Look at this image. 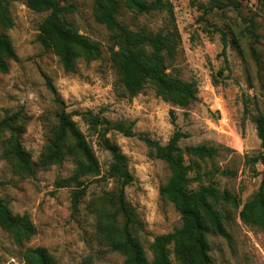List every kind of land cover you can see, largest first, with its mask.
<instances>
[{
  "label": "rangeland",
  "instance_id": "rangeland-1",
  "mask_svg": "<svg viewBox=\"0 0 264 264\" xmlns=\"http://www.w3.org/2000/svg\"><path fill=\"white\" fill-rule=\"evenodd\" d=\"M5 1L13 24L0 32L10 38L17 58L0 72V119L16 117L13 129L0 130V198L13 214L27 216L34 234L19 245L0 226V264H27L28 250L37 246L45 247L57 264H123V256L107 244L108 225L121 228L125 221L115 204L121 183L110 170V152L99 143L101 129L77 114L86 110L111 122L131 124L132 136L113 129L107 136L127 157L126 169L133 180L124 186V195L135 219L132 233L148 261L154 237L173 231L182 221L159 193L169 178L168 166L142 138L164 144L178 128L185 133L181 147L205 144L218 149L213 158L185 154V162H194L190 175L201 174V183L213 182L241 201L237 209L226 202L215 205L225 216L229 238L207 233L213 264H264V230L239 217L242 204L258 190L262 178L263 166L252 157L264 154L255 123V117L264 113V2L237 0L234 7L227 0H164L171 3L173 17L166 9L137 13L124 5L119 8L116 19L131 30H178L180 45L167 70L184 80L194 79L198 90L197 101L181 108L165 101L149 84L133 97L121 95L120 76L109 59L110 31L94 17L95 0H60L74 6L65 17L102 50L99 59H77L73 72L65 71L54 51L37 40L47 12L33 11L25 0ZM223 38L225 55L220 53ZM46 79L64 100L98 162L96 173L82 177L85 191L75 210L73 187L55 184L76 168L71 157L47 168L34 166L29 174L10 151L17 137L35 164L55 133L57 107ZM214 170L226 173L205 175Z\"/></svg>",
  "mask_w": 264,
  "mask_h": 264
},
{
  "label": "trees",
  "instance_id": "trees-1",
  "mask_svg": "<svg viewBox=\"0 0 264 264\" xmlns=\"http://www.w3.org/2000/svg\"><path fill=\"white\" fill-rule=\"evenodd\" d=\"M258 1L264 2V0ZM25 3L35 12H47L38 26L37 40L54 51L65 71L73 72L76 60L79 58L85 62L101 58L100 45L80 33L65 17L74 9L72 4H61L60 0H25ZM226 4L238 7L239 2L227 0ZM122 5L137 13L166 9L173 17L171 3L164 0H95L94 17L110 31L112 45L109 59L119 73L123 86L121 95L133 97L149 84L165 101L181 108L197 101L196 81L184 80L167 70L168 60L174 58L180 45L178 30L175 27L156 32L148 31L145 27L131 30L116 19ZM12 24L8 3L0 0V29L11 27ZM226 45V40L223 38L220 52L222 55H225ZM16 58L10 38L4 32H0V72L7 71L9 60ZM46 86L52 93L53 102L57 107L58 127L44 153L33 164L17 137L12 139L10 151L19 167L29 174L34 173V166L47 168L52 163H61L71 157L76 163V168L68 177L57 179L55 184L57 187H73L72 208L75 210L85 191L82 177L96 173L98 162L84 134L72 118V113L66 110L64 100L49 79H46ZM77 114L92 128L101 129L99 143L110 152L112 156L110 170L120 179L121 188L115 204L125 221L121 228L114 227L113 223L108 225L110 234L107 236V244L110 249L118 251L123 256V264H175V262L213 264L207 233L211 230L217 235L229 238L224 224L225 216L215 205L226 202L237 209L241 201L229 191H220L213 182L206 185L201 183V174L196 173L191 176L194 162H185L184 156L187 154L198 159L213 158L218 155V149L205 144L181 147L179 141L185 133L178 128L174 129L164 144L149 137L142 138L154 150L155 156L164 160L168 166L169 178L160 188L159 193L173 204L182 221L180 227L154 237L150 244L152 259L148 261L141 241L132 233L135 219L124 195V186L133 180V176L126 169L127 157L120 151L117 143L107 136V132L112 129L125 136H132L131 124L125 126L120 122H111L106 117L89 110ZM15 117L10 115L0 119V130L13 129L12 121ZM255 123L261 147L264 148V113L255 117ZM252 161H259L262 164V178L258 190L242 204L239 217L244 223L256 224L264 230V154L255 155ZM215 173L225 174L226 171L214 170L205 175L213 176ZM194 182H197L196 187L193 186ZM0 226L9 231L12 240L19 245L34 234V228L27 216L13 214L2 198H0ZM28 256L27 264H57L48 250L42 246L29 249Z\"/></svg>",
  "mask_w": 264,
  "mask_h": 264
}]
</instances>
